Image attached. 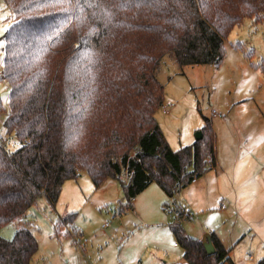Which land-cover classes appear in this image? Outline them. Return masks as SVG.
Wrapping results in <instances>:
<instances>
[{
    "label": "trees",
    "instance_id": "16d2710c",
    "mask_svg": "<svg viewBox=\"0 0 264 264\" xmlns=\"http://www.w3.org/2000/svg\"><path fill=\"white\" fill-rule=\"evenodd\" d=\"M3 1L12 22L0 74L9 86L6 108L0 98V229L17 227L12 238L0 233V264H35L29 211L41 194L55 206L80 171L96 187L119 181L121 214L152 182L175 197L217 166L209 120L190 145L175 150L166 139L156 119L164 103L158 70L167 55L180 67L220 65L231 31L246 17L264 20V0ZM181 209L171 225L184 250L177 264H235L216 234L213 254L189 235ZM73 215L58 219L57 235L65 227L78 235Z\"/></svg>",
    "mask_w": 264,
    "mask_h": 264
},
{
    "label": "rangeland",
    "instance_id": "374dc122",
    "mask_svg": "<svg viewBox=\"0 0 264 264\" xmlns=\"http://www.w3.org/2000/svg\"><path fill=\"white\" fill-rule=\"evenodd\" d=\"M11 22L0 0V74L3 36ZM158 79L164 103L156 119L172 148L194 143L209 120L217 137V166L175 197L152 182L138 195L135 209L121 214L119 181L109 178L96 187L80 171L64 183L55 206L41 194L29 211L38 239L35 264L180 263L184 250L171 227L179 207L189 214L180 221L189 235H220L235 264L264 256V20L246 17L231 31L220 65L180 67L167 55ZM0 98L6 108L9 86L1 78ZM4 118L0 113V137L6 135ZM71 213L78 235L70 227L57 235L58 219ZM16 227L5 224L0 233L12 238Z\"/></svg>",
    "mask_w": 264,
    "mask_h": 264
},
{
    "label": "water",
    "instance_id": "95a60500",
    "mask_svg": "<svg viewBox=\"0 0 264 264\" xmlns=\"http://www.w3.org/2000/svg\"><path fill=\"white\" fill-rule=\"evenodd\" d=\"M203 137V134H202V131H198L196 133V139L199 140ZM211 235L210 234H207L206 236H204V238L202 239L203 241V244H204V247L206 248V251L209 253V254H213L215 253V247L213 245V242H212V239H211Z\"/></svg>",
    "mask_w": 264,
    "mask_h": 264
},
{
    "label": "crops",
    "instance_id": "0c3cea01",
    "mask_svg": "<svg viewBox=\"0 0 264 264\" xmlns=\"http://www.w3.org/2000/svg\"><path fill=\"white\" fill-rule=\"evenodd\" d=\"M79 176H80V173H79ZM79 176H78V177H79ZM196 180H197V179H196ZM192 183H194V182H192ZM192 183H191V184H192ZM184 189H185V188H184ZM181 191H182V190H181ZM137 197H138V196H137ZM137 197H136L135 200H134V205H135V201L137 202ZM210 232H211V231H210ZM210 232H209V234H210ZM211 234H212V232H211ZM211 234H210V235H211ZM205 236H206V235H205ZM219 236H220V235H219ZM193 237H194V236H193ZM196 238H197V237H196ZM219 238L221 239V237H219ZM221 241L223 242L222 239H221ZM223 244H224V242H223ZM224 245H225V244H224ZM225 247H226V246H225ZM226 248H227V247H226ZM230 254H231V253H230ZM230 257H231V255H230ZM261 258H262V257H261ZM234 263H235V262H234ZM255 263H256V262H255ZM255 263H253V264H255Z\"/></svg>",
    "mask_w": 264,
    "mask_h": 264
},
{
    "label": "built area",
    "instance_id": "2783aa9c",
    "mask_svg": "<svg viewBox=\"0 0 264 264\" xmlns=\"http://www.w3.org/2000/svg\"><path fill=\"white\" fill-rule=\"evenodd\" d=\"M177 213H185V212H184V210L181 209V210H177ZM185 214H186V213H185ZM187 218H188V217H187ZM187 218H186V219H187Z\"/></svg>",
    "mask_w": 264,
    "mask_h": 264
}]
</instances>
